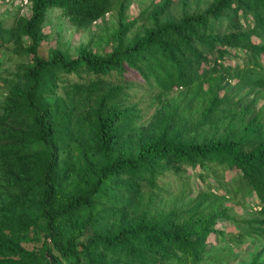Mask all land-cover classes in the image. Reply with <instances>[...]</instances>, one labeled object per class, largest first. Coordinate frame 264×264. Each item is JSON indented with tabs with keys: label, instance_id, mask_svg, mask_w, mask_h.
I'll return each instance as SVG.
<instances>
[{
	"label": "trees",
	"instance_id": "obj_1",
	"mask_svg": "<svg viewBox=\"0 0 264 264\" xmlns=\"http://www.w3.org/2000/svg\"><path fill=\"white\" fill-rule=\"evenodd\" d=\"M133 1L27 0V19L9 30L0 19V54L24 60L0 104V264L203 263L211 242L224 239L214 223L228 221L226 211L198 203L137 214L143 188L182 167L235 171L256 203L257 218L244 224L264 239V122L232 121L244 91L264 89V0H215L178 19L165 0L129 39L136 21L123 22V12ZM116 9L109 54L40 55L51 11L84 31ZM222 23L228 31L216 28ZM238 58L242 67L231 65ZM126 68L157 100L206 80L236 81L215 92L195 122L161 118L142 128L139 109L112 82ZM39 241L37 250L23 246Z\"/></svg>",
	"mask_w": 264,
	"mask_h": 264
},
{
	"label": "rangeland",
	"instance_id": "obj_2",
	"mask_svg": "<svg viewBox=\"0 0 264 264\" xmlns=\"http://www.w3.org/2000/svg\"><path fill=\"white\" fill-rule=\"evenodd\" d=\"M164 1L137 0L129 4L123 12V22L136 21L127 34L129 39L144 33L150 21L149 16ZM214 2L215 0H170L172 5L167 13L168 16L178 19L183 13H203ZM28 17L29 4L25 3V0H0V19L3 20L6 30L15 26L18 19ZM118 21L119 12L116 9L103 20L93 23L90 28L78 31L68 25L59 11L53 10L44 25L47 37L40 49V55L49 58L54 50H59L75 57L76 51L81 48H88L101 56L109 54ZM216 28L220 32L228 31L226 23L218 24ZM6 38L9 40L10 35L6 34ZM21 43L20 47L26 44L25 40ZM11 47L9 44L7 48ZM22 61L24 60L13 51H3L0 54V104L6 96L12 76L21 69ZM231 65L242 67L243 61L238 58ZM235 81L234 76L224 77L220 84L216 78L213 81L206 80L190 89H181L157 100L156 91L147 87L130 68H126L122 78L117 76L112 80L114 84L124 87L128 104L136 105L139 109L140 119L137 124L142 128L151 127L161 118L174 117L179 124L195 122L208 105V99L212 98L215 92L220 96L229 91ZM243 94L245 97L236 108L235 119L232 121L239 125L240 122L257 117L264 122V89L246 90ZM202 135H199L197 140H200ZM199 175L204 176L203 181L199 179ZM225 195L227 197L223 198ZM198 203H202L201 208L204 210H224L228 216V221H215L214 227L222 230L225 236L221 241L211 242L205 261L201 264H251L254 258H257L259 263H264V239L255 240L253 230L244 224L245 221L257 218V209H253L256 203L245 184L239 181L235 171L211 167L205 172L198 168L182 167L179 172H165L156 180L154 186L143 188V196L136 205L138 204L137 214L157 216L161 212L185 210ZM90 233L91 231H88L87 236ZM239 235L244 236L238 237ZM23 246L29 250H37L41 241Z\"/></svg>",
	"mask_w": 264,
	"mask_h": 264
},
{
	"label": "built area",
	"instance_id": "obj_3",
	"mask_svg": "<svg viewBox=\"0 0 264 264\" xmlns=\"http://www.w3.org/2000/svg\"><path fill=\"white\" fill-rule=\"evenodd\" d=\"M27 2V0H25V3Z\"/></svg>",
	"mask_w": 264,
	"mask_h": 264
}]
</instances>
